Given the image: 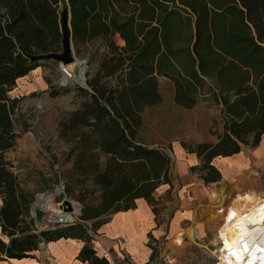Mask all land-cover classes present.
I'll return each instance as SVG.
<instances>
[{"label": "trees", "instance_id": "obj_1", "mask_svg": "<svg viewBox=\"0 0 264 264\" xmlns=\"http://www.w3.org/2000/svg\"><path fill=\"white\" fill-rule=\"evenodd\" d=\"M60 2L69 8L75 54L95 39L103 49L87 86L76 88V107L55 127L69 143L64 188L77 187L80 212L69 224L41 229L30 214L31 194L5 156L18 136L12 113L19 98L9 92L39 64L30 55L60 51ZM157 75L173 80L183 108L202 97L219 105L217 140L188 149L203 182L219 180L213 159L256 146L264 134V0H0V260L74 236L85 240L79 259L114 264L96 254L82 221L132 208L135 198L153 206L157 186L171 188L164 148L136 139L144 106L161 100ZM95 189L96 202L86 201Z\"/></svg>", "mask_w": 264, "mask_h": 264}, {"label": "rangeland", "instance_id": "obj_2", "mask_svg": "<svg viewBox=\"0 0 264 264\" xmlns=\"http://www.w3.org/2000/svg\"><path fill=\"white\" fill-rule=\"evenodd\" d=\"M58 6L59 14L68 7L64 2ZM115 40L120 43L117 36ZM102 49L103 43L95 39L83 44L79 55L75 54L78 59L86 60L84 82L87 72L95 71ZM78 67L75 65L74 70ZM34 68L36 71H31L28 78L15 81L9 92L19 98L12 113L13 130L18 136L5 156L22 177L25 191L31 194L30 202L35 200V205L47 208V217L72 220L82 204L75 197L78 194L76 186H72L71 191L64 188V174L71 165V160L64 159L69 143L58 138L55 127L67 111L76 107L79 101L76 88L80 83L60 84L61 71L53 60L39 62ZM159 80L162 98L155 105L145 106L137 133L139 141L163 143L162 147L170 157L171 188L153 195V206L147 203L150 208L154 207V212L151 211L157 224L162 221L161 236L151 245L153 254L158 264H213L215 229L221 222L222 213L227 207L241 206L245 202L238 196L252 193L254 200L264 197V172L258 175L255 183L247 186L240 185V179L230 180L227 173L220 181L203 183L199 177L201 171L196 168L198 158L195 159L193 151L188 149L197 141L219 134L222 128L220 110L209 106L203 97L191 107L183 108L173 99L171 82L161 76ZM27 83H33V88L26 86ZM52 90L60 93L51 95ZM176 144L181 146L182 156L176 155ZM98 194L97 189L87 192L85 200L94 203ZM62 198L70 201L72 212H64L63 204L58 206ZM173 215L178 218L175 233L168 231Z\"/></svg>", "mask_w": 264, "mask_h": 264}, {"label": "crops", "instance_id": "obj_3", "mask_svg": "<svg viewBox=\"0 0 264 264\" xmlns=\"http://www.w3.org/2000/svg\"><path fill=\"white\" fill-rule=\"evenodd\" d=\"M35 69L36 68H33V70H30L27 74L18 77L16 81L25 80L28 78L27 75ZM159 76L162 78H167L171 82V94H173L174 82L172 79H169L166 76L157 75L158 89L160 81ZM27 84L28 85L26 86L29 88H33L34 86L33 83ZM215 93H218L217 89L215 90ZM200 96H203V94ZM208 105L219 107V105L210 102ZM219 109L220 108L217 110ZM260 138L261 139L256 146H242L241 149L235 152L233 155L219 156L213 159V164L221 172L220 179L226 177L227 173L230 180L235 181V179H240V185L247 186L249 184L251 185V183H255V181L259 178L258 175L264 172V134H262ZM216 140L217 139L215 136L214 138L204 141L215 142ZM140 142L149 146H163V143L159 141ZM174 146L176 155L182 156L184 153L182 152L183 150L181 149V146L179 147V144ZM193 155H195L194 152ZM195 159H197L196 155ZM14 171L16 172V170ZM17 175L22 180V177L18 173ZM220 179L217 181H220ZM241 179H243L244 182H241ZM201 181L203 182L202 179ZM210 182L213 183L216 181H209L208 183ZM22 184L24 186L23 181ZM190 185L191 184L186 186L190 187ZM168 187L169 186L165 183L159 184V186H157V188L153 191V195H159L162 190H166ZM192 188L197 189L196 187ZM134 202L135 206L127 210H119L105 216L100 215L98 218H90L82 221L86 226L87 233L91 235L89 242L96 251V254L98 256H105L110 263L158 264L157 257L153 254L154 249L151 247V245H154L155 241L159 238V236H161L162 221L157 224L151 208L147 202H145V200L142 198H135ZM99 218H103L104 221L94 226L92 229L91 223L98 220ZM172 219L168 225V231L175 233L178 227L176 222L178 218L176 215H173ZM84 243L85 240L79 237H60L54 239V241L40 242L37 248L32 250L30 256H24L22 258L9 257L8 259L0 260V264H90L87 260L79 259L77 255L80 247Z\"/></svg>", "mask_w": 264, "mask_h": 264}, {"label": "built area", "instance_id": "obj_4", "mask_svg": "<svg viewBox=\"0 0 264 264\" xmlns=\"http://www.w3.org/2000/svg\"><path fill=\"white\" fill-rule=\"evenodd\" d=\"M60 71L63 76L70 70L61 67ZM229 208L215 229L213 264H264V197L252 202L251 211L243 207L230 213ZM223 240L228 243L223 245Z\"/></svg>", "mask_w": 264, "mask_h": 264}, {"label": "water", "instance_id": "obj_5", "mask_svg": "<svg viewBox=\"0 0 264 264\" xmlns=\"http://www.w3.org/2000/svg\"><path fill=\"white\" fill-rule=\"evenodd\" d=\"M69 20V8H64L60 14H59V27L61 32V49L60 51H48L46 53H33V55H30L31 60H36L37 62H48V60H53L57 63V66L59 68L63 67L64 65L73 62L78 61L80 63V68H78L76 73H81L82 82L79 85L85 87L84 79V72L86 71V63L84 58H77L75 57V52L73 51V43H72V37L70 32V22ZM64 86V85H63ZM211 183V182H210ZM35 200H33L30 203V214L33 218V221H35V226L37 228H54V226L57 225H66L71 222V218L68 219H62L60 217H47L46 211L47 208H45L43 205H35ZM61 204L65 205L63 207L64 212H72L73 207L72 204H70V201L62 198L61 201L58 203V206H61Z\"/></svg>", "mask_w": 264, "mask_h": 264}, {"label": "bare ground", "instance_id": "obj_6", "mask_svg": "<svg viewBox=\"0 0 264 264\" xmlns=\"http://www.w3.org/2000/svg\"><path fill=\"white\" fill-rule=\"evenodd\" d=\"M80 66V63H78V61H73V62H70V63H68V64H66V65H64L63 67H66V68H68V70H70L69 71V73L68 74H66V73H64V75L62 76V78L59 80V83L60 84H62V85H64L65 83H67V82H71V81H74V82H78V83H82V78H81V73H76L75 71H74V66ZM78 68H80V67H78ZM238 198H243V199H245V202H243L242 204H241V206L240 205H238V206H234V207H230L229 208V210H230V213H232V212H237V210H238V208H248V209H250V211H251V204H252V202L253 201H255L254 199H253V195H252V193L250 194H244L243 196H238ZM35 203V202H34ZM247 203V204H246ZM256 217H257V214H255V219H256ZM69 220V219H68ZM226 243H228V240H223V245H225Z\"/></svg>", "mask_w": 264, "mask_h": 264}]
</instances>
